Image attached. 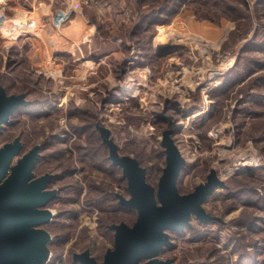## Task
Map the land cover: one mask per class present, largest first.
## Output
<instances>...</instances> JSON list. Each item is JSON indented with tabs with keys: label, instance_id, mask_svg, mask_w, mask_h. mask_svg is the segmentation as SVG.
<instances>
[{
	"label": "rangeland",
	"instance_id": "1",
	"mask_svg": "<svg viewBox=\"0 0 264 264\" xmlns=\"http://www.w3.org/2000/svg\"><path fill=\"white\" fill-rule=\"evenodd\" d=\"M104 1H112L113 12L83 0L84 21L69 14L72 30L50 58L34 40L0 30L2 85L9 94L27 92L38 105L21 107L0 133V149L24 141L0 185L40 144L36 176L57 173L48 188H64L52 203L60 213L49 225L55 237L44 264H82L74 258L84 252L105 261L118 238L100 227L101 219L106 226L132 224L139 215L87 198H101L105 189L117 199L132 198L125 167L113 164L112 151L140 161L157 190L166 168V131L182 160L178 193L207 182L216 189L203 204L206 219L194 215L189 227L166 230L171 246L158 258L164 264H264V6L258 0H174L170 13L145 18L146 27L135 31L134 7ZM147 3H136L137 10ZM252 37L259 48L242 50ZM89 122L81 132L73 127Z\"/></svg>",
	"mask_w": 264,
	"mask_h": 264
},
{
	"label": "water",
	"instance_id": "2",
	"mask_svg": "<svg viewBox=\"0 0 264 264\" xmlns=\"http://www.w3.org/2000/svg\"><path fill=\"white\" fill-rule=\"evenodd\" d=\"M21 104H25L23 97H8L0 89V131L9 115ZM169 133L165 134L172 142ZM169 141L163 142L167 166L157 194L146 182L145 169L134 158L119 157L112 151L113 162L125 167V176L130 182L132 198L124 203L138 208L139 219L133 227L117 226V245L108 252L103 263L97 262L88 252L76 256V260L82 264H164L158 256L166 245L171 246L166 230H183L194 215L200 220L207 218L202 207L216 185L207 182L193 193H178L182 160ZM20 151L17 141L0 149V180ZM39 156L37 147L25 154L0 185V264H44L49 258L47 243L52 238L42 225L49 223L56 214L46 206L57 196V190L48 188L52 180L49 174L36 176L34 169Z\"/></svg>",
	"mask_w": 264,
	"mask_h": 264
},
{
	"label": "crops",
	"instance_id": "3",
	"mask_svg": "<svg viewBox=\"0 0 264 264\" xmlns=\"http://www.w3.org/2000/svg\"><path fill=\"white\" fill-rule=\"evenodd\" d=\"M99 3L102 5V10L111 9L110 12H113L115 9L112 1L100 0ZM85 8L87 6L84 5L83 0H27L24 6L19 1L16 5L7 0L6 4L0 6V30L9 38L34 40L38 50L43 51L50 58L49 54L56 52L57 42L66 38V33L72 30L69 25L71 20L66 21L69 19V14L74 12L83 20L80 15L84 14ZM70 17L72 18V15ZM65 21L68 23L63 28L61 25ZM75 23L76 26L83 24L77 21ZM10 29L14 34H9Z\"/></svg>",
	"mask_w": 264,
	"mask_h": 264
},
{
	"label": "trees",
	"instance_id": "4",
	"mask_svg": "<svg viewBox=\"0 0 264 264\" xmlns=\"http://www.w3.org/2000/svg\"><path fill=\"white\" fill-rule=\"evenodd\" d=\"M103 2H104V0H102ZM127 1V4L129 5V7L131 8H133L134 7V11L136 10V11H138L139 12V15H138V21H136L135 22V24H134V26H133V28L132 29H135V31H137V30H139L140 31V29H142V27H146V25H144V23L143 22H141L142 20H144L145 18H147L148 20L147 21H151V20H154L155 18H153L152 17V15H154V16H159L160 14L162 15V14H165V13H170L171 12V10H172V8H170L169 6V4H170V2L171 1H174V0H148V3H147V5H148V7L147 8H144L142 11L141 10H137V5L140 3V1L143 3V0H134V2H133V0H126ZM205 1V0H204ZM245 1V4H247V5H249L248 3H249V0H244ZM260 3L259 4H261V5H263L264 6V0H258ZM136 3H137V5H136ZM100 4V3H99ZM229 6L231 7V8H233V9H235L234 8V6L232 5V4H229ZM141 7V6H140ZM152 17V18H151ZM151 18V19H150ZM255 34V33H254ZM254 46H256V48H259L258 46H260V42L259 41H257L256 40V38H250L249 40H248V42H246L245 43V45L243 46V48H242V50H244V51H251L252 50V48H254ZM246 56H247V54H245ZM242 56V55H241ZM261 80H264V76L262 77V79ZM0 89L2 90V91H4V93L8 96V97H23L24 98V100H25V104H21L20 106H18L15 110H14V112L13 113H11L10 115H9V119L6 121V122H4L3 123V126H2V129H1V131H0V133L5 129V127L8 125V124H10L11 123V121H12V116L21 108V107H25V106H30L32 103H34V105L33 106H38L37 105V103L35 102V101H33L31 104H30V101L27 99V95H28V93L26 92H16V93H11V94H9L8 93V91L6 90V88L2 85V83H1V81H0ZM258 95V94H257ZM258 102H261L260 100L258 101ZM30 104V105H29ZM92 123L91 122H89V123H87V124H83V123H81V124H79L78 126H75V125H73V127L74 128H76V130H78V131H80L81 132V128H87L88 126H90ZM167 132V131H166ZM171 133V132H170ZM108 136H109V134H108ZM14 141H17L20 145H21V151L24 149V141H23V139H17V140H14ZM13 141V142H14ZM105 143V142H104ZM106 144V143H105ZM40 145V144H39ZM39 145H35V146H33L32 148H31V150L32 149H34L35 147H37L38 148V152H39V154H40V150L42 149ZM107 145V144H106ZM162 146L164 147V152H165V154H167L166 153V147L163 145V143H162ZM20 151V152H21ZM93 157H95V154H91ZM40 157H41V154H40V156H39V158L36 160V166H37V163H39V161H40ZM111 158V157H110ZM112 162H113V160H112V158L110 159ZM136 161H137V163H138V165L140 166V167H142L141 165H140V161H138L137 159H135ZM113 164L114 165H117V166H120V167H123V166H121V165H119V164H116L115 162H113ZM36 166H35V168H36ZM166 166H167V162H166ZM143 168V167H142ZM75 169V168H74ZM74 169L73 170H71L70 172H68V175H72L73 173H74ZM143 169H145V168H143ZM67 171H68V169H66V170H64L63 172H61L62 174H64V175H66V173H67ZM145 171L147 172V170L145 169ZM45 174H49L50 176H51V178L53 177V176H55V174H57V173H54V172H46V173H44V174H42V175H45ZM42 175H40V176H42ZM57 175H59V174H57ZM38 177V176H37ZM51 182V181H50ZM146 182H147V176H146ZM148 183V182H147ZM150 185V184H149ZM151 186V185H150ZM75 187L77 188L78 186L77 185H75ZM152 187V186H151ZM155 191V194H157V192H158V188H157V190L154 188V187H152ZM49 189H52V188H49ZM64 188L63 187H61L60 189H57V191H62ZM129 190H130V186H129ZM131 192V191H130ZM132 194V193H131ZM109 195H111V194H109V192L105 189L104 190V194H103V196L101 197V198H94L93 197V199L92 198H87V201L88 202H90L91 200L92 201H95V202H98V203H101L102 201H104V202H110V201H112V202H110L109 203V205L111 204V205H114L113 207H115L116 206V202L118 203V205H119V208H117V207H115L116 208V210L117 211H120V210H123V209H121V208H125V207H127V208H129V209H131V210H134V209H136L137 210V212H138V215H139V211H138V208H136L135 206H129V205H127L126 203H124V199L122 198V199H120V198H118L117 199V197L115 196V195H113V196H109ZM59 196H60V193L59 192H57V196L52 200V201H50L48 204H47V207H52V203L55 201V200H57L58 198H59ZM100 200V201H99ZM116 200V201H115ZM120 200V201H119ZM112 203H114V204H112ZM107 208H111V207H107ZM55 211V216L52 218V220L49 222V223H46V224H44V225H42V227L43 228H45V229H47L48 230V232L50 233V235H51V241L50 242H52L53 240H54V237H55V235L53 234V232L51 231V229H49V225L50 224H52V223H54L55 222V217H58L59 216V211L57 210H54ZM106 211H110V210H106ZM61 215V214H60ZM138 219H139V217L137 218V220L135 221L134 220V222L132 223V224H128V223H124V222H122V223H120V224H112V225H107L106 226V224H105V220L102 218L101 219V221H102V223H100V227H103V228H108V230H110L111 232H114V234H115V236L118 238V228H117V226L118 225H122V224H125V225H127V226H129V227H133L134 225H136L137 224V222H138ZM190 226V225H189ZM189 226H187V227H189ZM170 237H171V235H170ZM49 242V243H50ZM117 245V244H116ZM166 246H168V245H166ZM116 247V246H115ZM49 254H50V252H49ZM51 255H49V257H50ZM91 256V255H90ZM49 259V258H48ZM47 259V260H48ZM105 259H106V257H105ZM96 260V259H95ZM74 261L75 262H79L78 260H76V258H74ZM170 261H171V259H170ZM44 262H46V260L44 261ZM97 262H99V261H97ZM104 262V261H103ZM174 263V262H173ZM174 264H176V263H174Z\"/></svg>",
	"mask_w": 264,
	"mask_h": 264
},
{
	"label": "built area",
	"instance_id": "5",
	"mask_svg": "<svg viewBox=\"0 0 264 264\" xmlns=\"http://www.w3.org/2000/svg\"><path fill=\"white\" fill-rule=\"evenodd\" d=\"M89 1H92V2H94V3L99 4V0H89ZM25 2H26V0H25Z\"/></svg>",
	"mask_w": 264,
	"mask_h": 264
},
{
	"label": "bare ground",
	"instance_id": "6",
	"mask_svg": "<svg viewBox=\"0 0 264 264\" xmlns=\"http://www.w3.org/2000/svg\"><path fill=\"white\" fill-rule=\"evenodd\" d=\"M13 30L12 29H10V32H12Z\"/></svg>",
	"mask_w": 264,
	"mask_h": 264
},
{
	"label": "flooded vegetation",
	"instance_id": "7",
	"mask_svg": "<svg viewBox=\"0 0 264 264\" xmlns=\"http://www.w3.org/2000/svg\"><path fill=\"white\" fill-rule=\"evenodd\" d=\"M47 207V206H46ZM47 208H50L51 209V207H47Z\"/></svg>",
	"mask_w": 264,
	"mask_h": 264
}]
</instances>
